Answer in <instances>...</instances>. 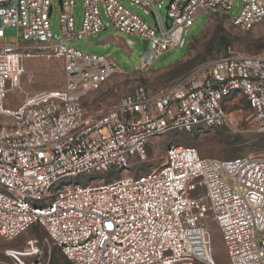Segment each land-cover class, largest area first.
I'll return each mask as SVG.
<instances>
[{
	"label": "built area",
	"instance_id": "obj_1",
	"mask_svg": "<svg viewBox=\"0 0 264 264\" xmlns=\"http://www.w3.org/2000/svg\"><path fill=\"white\" fill-rule=\"evenodd\" d=\"M162 1L129 0L151 15L148 24L120 0H83L76 28L75 0H61L56 36L48 21L53 0H0L1 236L12 239L37 224L71 264H216L214 221L225 264H264V154L220 159L172 144L152 171L82 183L124 172L167 132L231 124L225 104L232 97L245 98L264 135V50L221 54L159 91L136 85L102 112L86 111L81 97L120 72L111 57L67 41L107 29L139 36L145 46L137 68L145 72L161 53L184 45L199 13L226 15L233 6L169 0L162 20ZM241 2L231 23L243 30L264 25V0ZM8 26L26 42H4ZM31 51L61 57L64 86L6 107V85ZM29 245L6 250L0 264H47Z\"/></svg>",
	"mask_w": 264,
	"mask_h": 264
},
{
	"label": "rangeland",
	"instance_id": "obj_2",
	"mask_svg": "<svg viewBox=\"0 0 264 264\" xmlns=\"http://www.w3.org/2000/svg\"><path fill=\"white\" fill-rule=\"evenodd\" d=\"M132 12L139 15L148 24H153L151 15L144 14L136 5H130L129 0H120ZM169 0H163L158 14L162 20L166 17V5ZM241 0H233V6L226 15L204 11L199 13L189 26L185 43L181 47L163 52L145 72H140L137 65L145 46V40L136 35L119 33L112 29L91 34L85 38H72L68 45L89 54H104L111 57L118 66L119 72L99 89L88 92L81 97L82 104L89 114L102 112L119 97L128 93L134 86L143 85L149 92L159 91L187 72L221 54L231 52L236 55H252L264 50V25L243 30L231 22L239 15ZM83 0H75V25L80 26L82 19ZM60 9L57 0H53V8L49 16L50 28L56 36L59 29ZM99 35L109 36L106 42H99ZM134 43L129 45L127 40ZM4 42L25 43L18 35L15 27L4 28ZM171 64V65H169ZM163 67L161 69H158ZM156 69V70H151ZM122 73V74H121ZM127 73V74H123ZM63 61L61 57L46 56L31 51L21 59L19 73L6 85L4 106L16 107L44 92L61 89L64 86ZM226 111L232 118V123L205 127L196 126L190 131L173 130L157 136L148 143L146 156L143 160H133L124 172L99 174L94 180H82L84 184L96 185L102 181L117 179L126 175H139L152 171L162 165L165 151L169 145L194 147L202 157L230 159L250 154H264V135L257 129L252 110L245 98L236 96L225 104ZM3 116L0 117V121ZM211 233L214 241V261L225 264L227 259L218 229L212 221ZM29 242L37 246V258L50 264H71L61 251L52 243L45 230L35 224L20 235L8 239L0 235V260H8L5 252L8 249L25 252ZM24 254V253H22ZM203 264V263H193Z\"/></svg>",
	"mask_w": 264,
	"mask_h": 264
},
{
	"label": "crops",
	"instance_id": "obj_3",
	"mask_svg": "<svg viewBox=\"0 0 264 264\" xmlns=\"http://www.w3.org/2000/svg\"><path fill=\"white\" fill-rule=\"evenodd\" d=\"M98 37H99V42H100V43H102V42H106V41L109 39V36H104V35H99ZM127 41H130V42H131L130 45H132V44L134 43V41H133L132 39H129V38H128ZM100 54H101V53H100ZM169 65H171V64H169ZM161 68H163V67H160V68H158V69H161ZM151 70H156V69H151ZM121 74H122V73H121ZM123 74H127V73H123Z\"/></svg>",
	"mask_w": 264,
	"mask_h": 264
},
{
	"label": "water",
	"instance_id": "obj_4",
	"mask_svg": "<svg viewBox=\"0 0 264 264\" xmlns=\"http://www.w3.org/2000/svg\"><path fill=\"white\" fill-rule=\"evenodd\" d=\"M57 3L60 6L61 5V0H57Z\"/></svg>",
	"mask_w": 264,
	"mask_h": 264
},
{
	"label": "trees",
	"instance_id": "obj_5",
	"mask_svg": "<svg viewBox=\"0 0 264 264\" xmlns=\"http://www.w3.org/2000/svg\"><path fill=\"white\" fill-rule=\"evenodd\" d=\"M50 264H56L54 261H52Z\"/></svg>",
	"mask_w": 264,
	"mask_h": 264
}]
</instances>
